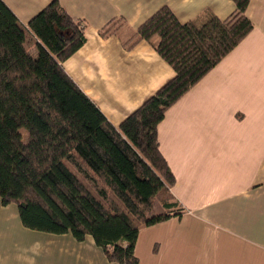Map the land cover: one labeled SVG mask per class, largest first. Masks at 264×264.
I'll list each match as a JSON object with an SVG mask.
<instances>
[{
  "label": "crops",
  "instance_id": "obj_1",
  "mask_svg": "<svg viewBox=\"0 0 264 264\" xmlns=\"http://www.w3.org/2000/svg\"><path fill=\"white\" fill-rule=\"evenodd\" d=\"M4 1L27 26L53 0ZM58 1L87 36L63 66L115 126L176 74L153 41L134 43L142 23L165 5L182 23L206 11L225 19L236 7L233 0ZM247 16L253 31L158 126L182 214L141 227L139 264H264V0H251ZM113 22L117 32L102 36ZM0 264L118 263L91 235L78 241L26 228L18 207L0 202Z\"/></svg>",
  "mask_w": 264,
  "mask_h": 264
},
{
  "label": "trees",
  "instance_id": "obj_2",
  "mask_svg": "<svg viewBox=\"0 0 264 264\" xmlns=\"http://www.w3.org/2000/svg\"><path fill=\"white\" fill-rule=\"evenodd\" d=\"M233 1L225 19L206 11L182 23L165 5L138 27L134 43L153 41L176 74L115 126L63 66L86 43L85 25L53 0L25 26L0 0L1 204H17L26 228L78 241L91 235L110 261L139 264L141 227L182 214L158 126L255 28L251 0ZM115 24L101 35L116 33ZM157 203L163 213H153Z\"/></svg>",
  "mask_w": 264,
  "mask_h": 264
},
{
  "label": "rangeland",
  "instance_id": "obj_3",
  "mask_svg": "<svg viewBox=\"0 0 264 264\" xmlns=\"http://www.w3.org/2000/svg\"><path fill=\"white\" fill-rule=\"evenodd\" d=\"M25 45L27 47V49L34 55V56H37L38 53H39V50H38V47H37V44L33 38V36L29 35L27 37V40L25 42ZM89 96V95H88ZM91 98V96H89ZM92 99V98H91ZM93 100V99H92ZM94 101V100H93ZM95 102V101H94ZM20 132L22 133L23 135V140L24 141H27L28 140V137H29V133H28V130L26 128H21L20 129ZM15 206H17V204L14 203ZM164 212V208L162 207V205H160L159 203L156 204V207L153 211V213H163Z\"/></svg>",
  "mask_w": 264,
  "mask_h": 264
}]
</instances>
